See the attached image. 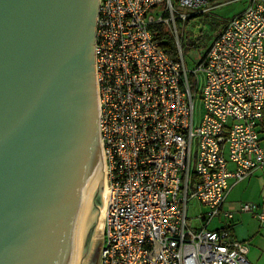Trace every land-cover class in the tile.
I'll return each instance as SVG.
<instances>
[{"label": "built area", "instance_id": "1", "mask_svg": "<svg viewBox=\"0 0 264 264\" xmlns=\"http://www.w3.org/2000/svg\"><path fill=\"white\" fill-rule=\"evenodd\" d=\"M233 1L99 0L94 52L107 185L100 264H249L247 243L208 226L233 219L223 211L229 180L264 170V0H245L193 71L183 53L186 24ZM155 27L172 38L175 59ZM193 202L205 209L194 218L200 228L189 218Z\"/></svg>", "mask_w": 264, "mask_h": 264}, {"label": "water", "instance_id": "2", "mask_svg": "<svg viewBox=\"0 0 264 264\" xmlns=\"http://www.w3.org/2000/svg\"><path fill=\"white\" fill-rule=\"evenodd\" d=\"M98 3L0 0V264H97Z\"/></svg>", "mask_w": 264, "mask_h": 264}, {"label": "crops", "instance_id": "3", "mask_svg": "<svg viewBox=\"0 0 264 264\" xmlns=\"http://www.w3.org/2000/svg\"><path fill=\"white\" fill-rule=\"evenodd\" d=\"M235 1H243L245 8V0ZM258 130L260 143L264 148V118ZM229 169H234V167L229 165ZM229 184L231 189L223 205V211L232 213L233 219L228 221L221 216L218 218L221 225L210 230L226 229L233 240L248 244L247 261L249 264H264V222L258 218V215H264V170L255 172L241 182L230 179ZM244 204L254 206V213L242 212L241 208Z\"/></svg>", "mask_w": 264, "mask_h": 264}, {"label": "rangeland", "instance_id": "4", "mask_svg": "<svg viewBox=\"0 0 264 264\" xmlns=\"http://www.w3.org/2000/svg\"><path fill=\"white\" fill-rule=\"evenodd\" d=\"M244 2H232L229 5H223L216 9H213L206 14L199 16L197 19L190 21L186 24L183 31V53L186 61V66L189 71H193L196 68L197 62L205 54L209 46L216 39L217 35L220 33L221 29L236 15H239L244 9ZM186 12H191L185 10ZM181 33H182V27ZM201 84L203 83V76L200 75ZM194 80V79H193ZM195 117L196 124H198L203 115V106L199 98L196 99L195 103ZM205 212V209H200L195 202L189 205V218L194 219L198 217L201 213ZM220 220L218 218L214 219L209 226V229L219 227ZM193 226L195 228H200L202 225L197 219H194ZM103 242V229L101 246ZM100 246V249H101ZM97 264H100V251L98 256Z\"/></svg>", "mask_w": 264, "mask_h": 264}, {"label": "trees", "instance_id": "5", "mask_svg": "<svg viewBox=\"0 0 264 264\" xmlns=\"http://www.w3.org/2000/svg\"><path fill=\"white\" fill-rule=\"evenodd\" d=\"M155 39L161 42V46L166 50L172 59H175V47L172 38L162 27H155Z\"/></svg>", "mask_w": 264, "mask_h": 264}, {"label": "bare ground", "instance_id": "6", "mask_svg": "<svg viewBox=\"0 0 264 264\" xmlns=\"http://www.w3.org/2000/svg\"><path fill=\"white\" fill-rule=\"evenodd\" d=\"M106 205H107V193H106V199H105V205H104L103 218H104V216H105ZM72 255H74V251H71V252H70V255H69V258H68V262H69L70 258L72 257Z\"/></svg>", "mask_w": 264, "mask_h": 264}]
</instances>
